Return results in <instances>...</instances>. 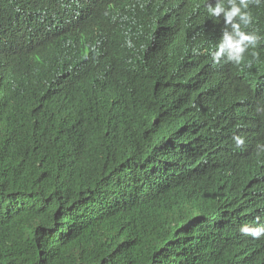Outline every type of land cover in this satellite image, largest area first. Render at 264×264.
Wrapping results in <instances>:
<instances>
[{"label": "trees", "instance_id": "1", "mask_svg": "<svg viewBox=\"0 0 264 264\" xmlns=\"http://www.w3.org/2000/svg\"><path fill=\"white\" fill-rule=\"evenodd\" d=\"M206 1L0 0V264H264V0L239 65Z\"/></svg>", "mask_w": 264, "mask_h": 264}, {"label": "clouds", "instance_id": "2", "mask_svg": "<svg viewBox=\"0 0 264 264\" xmlns=\"http://www.w3.org/2000/svg\"><path fill=\"white\" fill-rule=\"evenodd\" d=\"M79 1V0H78ZM199 1V0H195ZM214 1L207 0L208 13L213 17H221L223 13L224 29L217 49L212 53V60L216 64L224 62H232L239 65L245 59V52L248 48L256 47L260 37L254 33H248L241 29V25L245 28L252 23L253 17L250 12L244 11L249 8V5L255 3L261 4V0H216L215 5L211 4ZM83 11L77 22L70 24V28L80 27L89 24L97 13V9L93 4L82 3ZM182 4L179 8H185ZM191 11H196V8H189ZM239 18L237 22L236 18ZM255 55V53H254ZM223 58V59H222ZM234 142L237 147L243 145L244 140L241 137H234ZM261 151H264V145L257 146ZM239 231L244 236H251L253 239H259L264 236V225L250 227L242 225Z\"/></svg>", "mask_w": 264, "mask_h": 264}]
</instances>
